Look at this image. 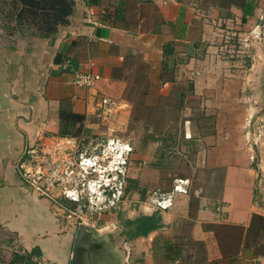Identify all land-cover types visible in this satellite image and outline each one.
I'll list each match as a JSON object with an SVG mask.
<instances>
[{
    "label": "crops",
    "instance_id": "crops-1",
    "mask_svg": "<svg viewBox=\"0 0 264 264\" xmlns=\"http://www.w3.org/2000/svg\"><path fill=\"white\" fill-rule=\"evenodd\" d=\"M263 7L74 0L53 39L0 25V264H31L34 254L74 264L81 223L34 187L26 152L105 129L133 147L127 196L87 224L80 264H264V134L255 144L246 133L251 116H264V22L259 38L251 33ZM76 72L100 78L79 86ZM103 97L118 103L109 125ZM176 178L189 190L171 207L147 202ZM120 214L155 215L158 227L126 237Z\"/></svg>",
    "mask_w": 264,
    "mask_h": 264
},
{
    "label": "built area",
    "instance_id": "built-area-1",
    "mask_svg": "<svg viewBox=\"0 0 264 264\" xmlns=\"http://www.w3.org/2000/svg\"><path fill=\"white\" fill-rule=\"evenodd\" d=\"M258 18L259 23L251 30L254 38H259L261 34L260 26L264 22V7L260 11ZM248 43L249 38H245L241 41L243 45ZM99 78L100 76L98 74L76 72L73 80L74 83L79 86L90 87L94 85ZM117 104L118 103L112 98L103 97L99 104L101 110L99 116L104 121L111 122L115 115ZM246 133L256 144L258 138L264 134V116L259 115L256 118L251 116L248 121ZM132 151V145L121 137L109 138L107 141L105 140V143L104 141H92L83 144L76 156L61 160V162L65 163L63 167L60 168L59 174L57 175L61 186L59 191L60 195L57 196L53 193L55 190L53 176L52 178L49 177V182L41 181L45 173L41 172V167L43 166L40 162L42 161L49 165L50 162L53 161L50 160V157L45 152L42 154V151L40 153L36 148L27 150L26 153L29 155V167L34 170H26V172L34 187L42 194L50 197L57 205L59 211H62L67 218H72L75 212L70 209L69 204L72 202L80 204L82 200L90 198L88 200L92 203L90 209H93L96 207V204L91 200V195L93 193L98 194V201L104 203V207L110 209L118 206L119 203L126 198L127 172ZM189 184L188 179L176 178L172 190H152L148 194L147 202L155 208L167 209L174 204L175 195L177 193L188 192ZM101 207L103 208V206ZM82 218L83 217H81V219ZM80 223L89 224L84 218ZM31 264L56 263L45 260L40 254H34Z\"/></svg>",
    "mask_w": 264,
    "mask_h": 264
},
{
    "label": "trees",
    "instance_id": "trees-1",
    "mask_svg": "<svg viewBox=\"0 0 264 264\" xmlns=\"http://www.w3.org/2000/svg\"><path fill=\"white\" fill-rule=\"evenodd\" d=\"M74 0H0V25L5 35L54 38L68 24ZM236 43V42H235ZM237 44V43H236ZM122 219V235L137 237L158 227L159 217Z\"/></svg>",
    "mask_w": 264,
    "mask_h": 264
},
{
    "label": "rangeland",
    "instance_id": "rangeland-1",
    "mask_svg": "<svg viewBox=\"0 0 264 264\" xmlns=\"http://www.w3.org/2000/svg\"><path fill=\"white\" fill-rule=\"evenodd\" d=\"M156 117L157 116L152 115V116H150V119L153 120ZM162 117L164 119L169 120L171 117H174V116L168 115V116H162ZM105 123H107V122H105ZM104 126H106V125H104ZM113 137L116 138V137H121V136H120V134H118L117 131L116 132L115 131L114 132H106V129H105V130L99 131L98 133L93 135L91 139L93 140V142L104 141V143H105V140L107 141V139L113 138ZM91 139H89V140H91ZM89 140H87V141L78 140V139H75L72 141L63 140V141L52 143L48 148L46 147L44 152L50 157V160L51 161L57 160V161H55V162L52 161L53 163L50 162L49 165H47L46 163H43L42 161H41L42 163L40 162V164L43 166V167H41V172L45 173V175L41 181H44V182L48 181L49 182L50 181L49 177L52 178V176H53V179H54L53 185L55 187V190L60 191V188H61V186L59 184L60 180L58 179L57 175L59 174L60 168H62L63 164L65 163V162H61V160L68 158V157L76 156L77 152H79L81 150L82 145L89 143ZM89 199L82 200L80 202V204H78V203L76 204L73 202L69 204L70 209H72L75 212L72 215V220H74V222H76V223L82 222L83 218L90 224H92L94 221H97V220L101 221V218H104V217L106 218L107 215L114 212L115 210H118L122 206V203L125 200L124 199L122 202H120L119 205L116 206L115 208L110 209V208L104 207L105 204L100 203V201H98L99 200L98 194L93 193L91 195V200L94 204H96V207H94L93 209H90L92 203L90 201H88ZM79 205H80V207H79ZM101 206H103V208ZM81 217H83V218L81 219Z\"/></svg>",
    "mask_w": 264,
    "mask_h": 264
},
{
    "label": "water",
    "instance_id": "water-1",
    "mask_svg": "<svg viewBox=\"0 0 264 264\" xmlns=\"http://www.w3.org/2000/svg\"><path fill=\"white\" fill-rule=\"evenodd\" d=\"M90 227L87 224H81L80 232L78 235L77 248L74 253V264H80L82 259V253L88 244L85 237L88 236Z\"/></svg>",
    "mask_w": 264,
    "mask_h": 264
}]
</instances>
